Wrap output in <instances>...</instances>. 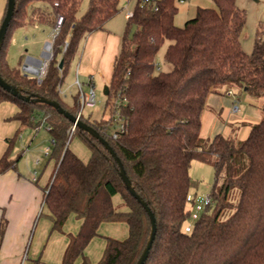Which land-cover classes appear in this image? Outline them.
<instances>
[{"label": "trees", "instance_id": "1", "mask_svg": "<svg viewBox=\"0 0 264 264\" xmlns=\"http://www.w3.org/2000/svg\"><path fill=\"white\" fill-rule=\"evenodd\" d=\"M177 1L137 0L114 62L106 95L109 115L100 122L83 115L81 119L109 142L136 192L156 216V238L145 264H264V105L261 121L244 140L202 137L210 95L235 87L264 98V41L258 36L252 55L243 50L247 15L237 0H214L215 8L198 7L183 27L175 24ZM81 4L82 0H16L0 52V75L6 82L26 96L57 101L74 116L81 110L79 91L70 106L59 87L82 40L106 30L122 11L120 0H90L88 11L78 16ZM6 12L7 6L2 22ZM59 15L64 17L60 28ZM46 23L56 28L57 35L54 56L39 83L36 76L11 66L8 53L16 30ZM167 42L164 63L171 69L163 70L158 56ZM0 101L18 106L14 119L22 126L45 127L55 141L49 156L54 170L40 216L51 220L53 232H62L72 216L81 221L78 233L67 237L61 264H75L80 257L83 264H91L84 252L107 223L127 224L129 235L125 240L107 237L97 264H137L151 236V220L126 189L105 146L77 127L73 132L74 124L50 106L24 102L1 87ZM116 120L126 127L118 138L113 136L119 132ZM76 135L90 149L88 162L70 149V139ZM18 137L0 159V175L17 169L23 155L13 151ZM193 161L212 163L215 183L211 203L187 232L192 214L188 198L195 185L190 175ZM117 196L119 206L114 204ZM6 228L3 215L0 246Z\"/></svg>", "mask_w": 264, "mask_h": 264}, {"label": "crops", "instance_id": "2", "mask_svg": "<svg viewBox=\"0 0 264 264\" xmlns=\"http://www.w3.org/2000/svg\"><path fill=\"white\" fill-rule=\"evenodd\" d=\"M6 6L4 0H1L0 24ZM110 22L111 20L108 24ZM108 24L106 30L91 33L82 40L78 51V53L81 51V54L75 66L76 79L71 82L72 86L77 80L82 84V89L83 84L90 87L91 80H93L95 89L100 81L110 85L114 62L121 51L123 35L109 29ZM29 28L28 25L23 29ZM13 41L15 42V39ZM37 62H39L38 59L29 56L25 66L36 67ZM225 91L222 90L219 94L209 96L202 117V137L213 139L217 135H222L226 138L244 140L252 126L261 121L263 113L251 112L243 118L228 117L224 112L229 111L235 101L232 100L234 95L226 96ZM18 112L19 108L16 104L0 101V159L16 135L19 137L13 149L14 153L16 148L29 141L28 149L35 152V156L37 153H43L46 156L45 149L50 145L49 140L52 141L48 129L22 126L20 121L14 119ZM36 163L41 165L42 161L38 159ZM51 163L48 162L42 173H38L37 170L32 172L31 168L20 169L18 164L16 170L0 175V222L3 215L7 219L5 236L0 246V264H53L57 262L60 264L62 262L68 238L64 239L57 232H53L51 220L40 216L44 211V191L54 170V161Z\"/></svg>", "mask_w": 264, "mask_h": 264}, {"label": "rangeland", "instance_id": "3", "mask_svg": "<svg viewBox=\"0 0 264 264\" xmlns=\"http://www.w3.org/2000/svg\"><path fill=\"white\" fill-rule=\"evenodd\" d=\"M7 3L8 0H4L5 6ZM136 4L137 0H120L122 11L119 15L111 20V22L108 24V28L114 32L120 33V35H124L127 30V13L130 10L133 11ZM89 6L90 0H82L78 16L84 15L88 11ZM177 6L179 10L175 17V24L179 27H183L188 20L195 17L198 7H216L214 0H187L184 3H181L178 0ZM237 6L239 9L244 10L247 15L246 25L241 36L242 48L247 54L252 55L258 36H260L262 41H264V0H237ZM29 27V29L22 28L16 30L12 36L9 46V64L13 67H20L22 71L24 70L25 62L29 56L38 60H44L43 52L46 49V44L54 42L57 35L56 28L50 23L32 24L29 25ZM14 39L15 42L13 41ZM168 44L169 42L164 44L158 56V64L163 68V70L171 69V66L164 63V54ZM80 54L81 51L74 57L72 62L73 64L71 65L62 84V90L66 93L63 94L64 101L70 106L73 104V97L79 91L76 82L73 86L71 85V82L73 80L75 81L76 79L75 66L79 61ZM107 87H109V85L102 83L101 81L97 83L96 93L98 103L93 108H83L81 114L84 118L90 119L93 122H100L104 118L108 117L109 111L106 109L107 96L105 95V89ZM83 89L85 92H87L89 91L90 87H88L87 84H83ZM230 90L234 94L232 100L235 101V104H232L229 111L224 112V114L228 115V117L231 116L232 118H243L246 114L251 112H256L258 114L263 113V97H255L249 94L245 89L242 90L234 87ZM223 91H225L224 94L227 96L229 89L227 88ZM235 106L239 108L238 112L234 111ZM120 125L121 121L116 120L114 124L115 129H119ZM49 142V146L51 147V140H49ZM28 143L29 141H27L26 144H21L15 150V154L20 153L22 155L23 152V155L18 163L20 165L19 167L20 169L24 167L31 168L32 172L37 170L38 173H42L45 169V166H47L49 162V158L43 153H37L35 156V152L28 149ZM69 145L70 149L83 161H89L91 157L90 149L79 136H73L70 139ZM38 159L42 161L41 165H37L36 161ZM49 163H51V161ZM190 175L195 182L194 187L191 188V195L197 201L205 200L211 195L212 188L215 183L214 165L212 163L210 164L201 161H193L190 169ZM114 204L117 206L122 204L121 198L119 196L114 199ZM187 209L191 211L192 214L197 213L200 216L202 215L205 208L202 211L197 212L194 205H192L190 202L188 203ZM193 222L194 221L192 219H188L186 221V225H192ZM80 223L81 222L76 217L72 216L69 218L63 231L56 232L64 239H67L69 234L76 235L78 233L81 225ZM99 233L100 235L92 240L84 252V256L91 264H97L103 257L107 237L125 240L129 235V229L125 223H107L101 226ZM53 264H58V262ZM75 264H83V257L78 258Z\"/></svg>", "mask_w": 264, "mask_h": 264}, {"label": "water", "instance_id": "4", "mask_svg": "<svg viewBox=\"0 0 264 264\" xmlns=\"http://www.w3.org/2000/svg\"><path fill=\"white\" fill-rule=\"evenodd\" d=\"M15 7H16V0H8L7 3V12L5 15V18L0 26V52L2 50V46L5 42L6 35L10 26V23L12 21V18L14 16L15 12ZM40 66L43 63V60H39ZM63 67V61L60 62L59 68L62 69ZM38 72H34L33 75H37ZM28 75V74H27ZM0 87L4 89L7 93L13 95L14 97L24 101V102H30V103H37V104H42V105H47L52 107L54 110H56L59 114L67 118L69 121H71L77 128H79L82 131L87 132L90 136L94 137L96 140L100 141L105 148L109 151V153L115 158V161L117 162L119 166V171H120V177L123 180L126 189L130 192V194L143 206V208L146 210L148 213L151 224H152V232L151 236L149 239V242L147 244V247L145 248L141 258L139 259L137 264H145L149 257V253L151 251V248L153 246L154 240L156 238V233H157V220L156 216L149 207L148 203L136 192V189L133 187L132 182L130 178L127 175V172L124 168V165L121 161V159L118 157V155L115 153L114 149L111 147L109 142L104 139L101 134L92 126L84 122L81 117L79 116H74L70 112L66 111L62 105L54 100L39 96L37 94H31V95H24L23 91L21 88H18L14 85L9 84L6 82L2 76L0 75ZM109 87L105 89V95H108L109 93Z\"/></svg>", "mask_w": 264, "mask_h": 264}, {"label": "built area", "instance_id": "5", "mask_svg": "<svg viewBox=\"0 0 264 264\" xmlns=\"http://www.w3.org/2000/svg\"><path fill=\"white\" fill-rule=\"evenodd\" d=\"M145 1L148 2L149 0H145ZM179 1L181 3H184L187 0H179ZM131 16H132V13L129 12L127 14V18H129ZM63 22H64V17L62 15H59L58 16V19H57V26H58V28H60L62 26ZM45 54L48 55V58H44L42 65L36 71V72H38V74L37 75H34L38 79V82L39 83H41L43 81V78H44V76L46 74V71H47L48 64L52 60V58L54 56V54H53V43H50V44H47L46 45V49L44 51L43 57L45 56ZM35 69H36V67H34L32 65H26L24 67V70L23 71H24L25 74H28L29 75V74H33L35 72L34 71ZM76 85L79 88L80 102H81V110H80V113L78 114V116L81 117L82 116L81 111L83 110V108H85V107L93 108L94 106L97 105V103H98V101H97V93H96L95 86L93 84V80H91V82H90V89L87 92H85L82 89V84L78 80L76 82ZM59 90H60V93L62 95L65 93L62 90V85H60ZM227 95L228 96H233L234 94L232 93V91H228L227 92ZM238 110H239V108L237 106H235L234 107V111L235 112H238ZM75 129H76V126L74 125L73 131H75ZM125 129H126L125 125L124 124H121L120 125V128H119V132H115L113 134L114 138H118L120 136V133H123L125 131ZM51 143L53 145L55 143V141L52 139ZM51 151H52V146L51 147L50 146L47 147L45 149L46 156L49 157L50 154H51ZM188 201L194 203V207L196 208L197 212L202 211L205 208V206H207L208 204L211 203V199L209 197H207L205 200L197 201L196 199H194L193 196H189ZM198 218H199V215L197 213L191 214V219L194 222L197 221ZM191 229H192V226L191 225H188L186 227V231L187 232H190Z\"/></svg>", "mask_w": 264, "mask_h": 264}, {"label": "bare ground", "instance_id": "6", "mask_svg": "<svg viewBox=\"0 0 264 264\" xmlns=\"http://www.w3.org/2000/svg\"><path fill=\"white\" fill-rule=\"evenodd\" d=\"M44 58H48V55L45 54ZM36 65H37V66H36V69L34 70L35 72L37 71V69H39V67H40V63L37 62Z\"/></svg>", "mask_w": 264, "mask_h": 264}]
</instances>
